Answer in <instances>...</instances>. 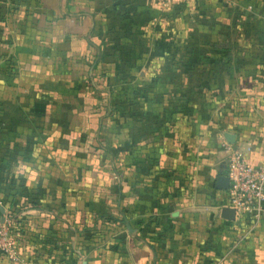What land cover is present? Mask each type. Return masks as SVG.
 <instances>
[{"label": "crops", "instance_id": "0c3cea01", "mask_svg": "<svg viewBox=\"0 0 264 264\" xmlns=\"http://www.w3.org/2000/svg\"><path fill=\"white\" fill-rule=\"evenodd\" d=\"M176 10L154 0H0V46L23 63L50 62L58 88L92 102L93 121L81 110L70 132L114 137L116 243L86 264H264V219H222L227 193L215 187L225 133L250 164L264 160V0H186ZM66 208L23 213L35 214L36 232L66 229L69 244ZM15 238L17 259L0 253V264H58L41 241L23 253Z\"/></svg>", "mask_w": 264, "mask_h": 264}, {"label": "rangeland", "instance_id": "374dc122", "mask_svg": "<svg viewBox=\"0 0 264 264\" xmlns=\"http://www.w3.org/2000/svg\"><path fill=\"white\" fill-rule=\"evenodd\" d=\"M1 42L0 216L11 220V235L14 229L13 239L20 237L22 252L28 253L30 244L46 259L58 256V264H86L88 253L98 256L111 239L116 243L120 221L114 191L121 169L107 155V143L114 137L109 132L72 134L69 126L84 122L79 111H87V124L93 121L92 102L69 93L66 86L58 88L50 62L23 63V55L11 54L6 41ZM62 78L60 85L68 79ZM51 204L61 211L60 217L67 206L73 209L69 244L66 229L57 230L58 236L51 230L36 232L35 214L25 213ZM36 240L41 241L37 249Z\"/></svg>", "mask_w": 264, "mask_h": 264}, {"label": "built area", "instance_id": "2783aa9c", "mask_svg": "<svg viewBox=\"0 0 264 264\" xmlns=\"http://www.w3.org/2000/svg\"><path fill=\"white\" fill-rule=\"evenodd\" d=\"M158 8L169 10L186 0H154ZM226 160L225 176L228 180L226 207L233 209V220L246 218L250 224L264 219V160L253 165L243 155L239 146L228 142L221 144ZM0 253L12 260L17 259L14 240L10 233L9 222L0 219Z\"/></svg>", "mask_w": 264, "mask_h": 264}, {"label": "water", "instance_id": "95a60500", "mask_svg": "<svg viewBox=\"0 0 264 264\" xmlns=\"http://www.w3.org/2000/svg\"><path fill=\"white\" fill-rule=\"evenodd\" d=\"M224 139L228 143H233V137H232V135H230L228 133L224 134ZM227 185H228V180H227L226 176H224V175L216 176V178H215V187L216 188L226 189ZM220 217L222 219H225V220H233V218H234L233 217V209L230 207H226V206L222 207L220 209ZM82 264H85V262H83Z\"/></svg>", "mask_w": 264, "mask_h": 264}, {"label": "trees", "instance_id": "16d2710c", "mask_svg": "<svg viewBox=\"0 0 264 264\" xmlns=\"http://www.w3.org/2000/svg\"><path fill=\"white\" fill-rule=\"evenodd\" d=\"M179 4L178 5H174L171 9H170V13L172 14L174 11H177L176 9L179 8ZM109 217V216H107Z\"/></svg>", "mask_w": 264, "mask_h": 264}]
</instances>
